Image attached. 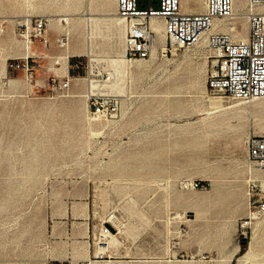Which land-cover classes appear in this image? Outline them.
Returning a JSON list of instances; mask_svg holds the SVG:
<instances>
[{
  "label": "rangeland",
  "instance_id": "1",
  "mask_svg": "<svg viewBox=\"0 0 264 264\" xmlns=\"http://www.w3.org/2000/svg\"><path fill=\"white\" fill-rule=\"evenodd\" d=\"M34 17L48 43L31 44L28 85L6 65L25 52L16 24ZM113 17L115 0H0V264H241L243 241L245 264H264V171L245 145L264 136V97L211 93L205 43L165 53L163 31L147 58L125 59ZM224 21L234 38L247 25ZM99 94L115 117L89 119Z\"/></svg>",
  "mask_w": 264,
  "mask_h": 264
},
{
  "label": "built area",
  "instance_id": "2",
  "mask_svg": "<svg viewBox=\"0 0 264 264\" xmlns=\"http://www.w3.org/2000/svg\"><path fill=\"white\" fill-rule=\"evenodd\" d=\"M234 3L235 0H204L202 10L186 12L181 8V0H115L116 13L125 24L123 57L136 60L149 56L154 40L150 22L153 18L158 19L163 23L165 53L193 47L205 36L206 59L209 62L206 84L209 89L222 90L234 100L248 101L262 97L264 10L253 11L251 7L264 6V0H242L238 9L234 8ZM236 10L244 12L246 16L245 38H234L221 28H212L215 20L230 19ZM16 26L24 42L25 52L11 58L6 70L10 73L20 71L25 83L31 85L35 81V74L31 63L33 53L29 50L35 41L47 45L48 19L34 17L18 22ZM3 31V21L0 20V33ZM56 42L59 47H64L67 37L60 35ZM79 63H75V68L79 67ZM58 86L67 87L68 81L58 83ZM116 108L114 97L92 95L88 98L87 115L91 120L113 118ZM245 145L248 158L264 171V136L249 134ZM257 208L264 210V202H259ZM110 230L107 225L101 226L99 234L105 236Z\"/></svg>",
  "mask_w": 264,
  "mask_h": 264
},
{
  "label": "bare ground",
  "instance_id": "3",
  "mask_svg": "<svg viewBox=\"0 0 264 264\" xmlns=\"http://www.w3.org/2000/svg\"><path fill=\"white\" fill-rule=\"evenodd\" d=\"M185 1L187 2L188 0H185ZM241 2H242V0H235L234 8L238 9ZM203 3H204V0H193V4L194 5H193L192 8H190V10L191 11H195V10L198 11V10L203 9V6H204ZM251 9L253 11H260V10H264V6L251 7ZM243 14H244V16H239L240 13L237 12V10H236L235 13H234V15L231 18L232 19H235L236 17H243V18L246 19L245 13H243ZM60 17L52 16L50 18V21H51L50 24H51L52 27H55L56 28L60 24V20L63 19L65 21H67L70 18L69 15H67L65 17H61V18ZM86 18L87 19L95 20L94 17H92V15H87ZM113 20L117 24L123 23V19L120 16L113 17ZM231 23L232 22H226L224 20H215L213 22V27L212 28L213 29H215V28H221V29H225V30H233L235 28V26H233ZM150 25H151L152 30L154 31V40H153V44H152V48H153L154 47V43L162 42V31H163V34H164V30H163V23L160 20H158V19H154V18L151 19ZM246 33H247V25H246V23H243L242 24V27H241V30L239 32V37L240 38H245L246 37ZM204 41H205V36H202L201 39L195 45H197L200 42H203L204 43ZM125 61L126 60L124 58H119V59H112L110 61V63H111V66L113 68H118V67H122L124 65ZM61 73L64 74V73H66V71L65 70H62ZM210 92L213 93V94H215V95H218V96L224 98V92L222 90H213V89H211ZM262 97H264V96H262ZM262 97L253 98V99L249 100V102L250 101H253V100H256V99H259V98H262ZM228 107H230V106H225V108H228ZM216 111L217 110H214L213 112H216ZM111 236L113 237V234H111ZM114 241H116V240H114ZM111 243H110V245H111ZM108 245H109V241L102 242L101 245H98L97 253H100V252L106 250V248L108 247ZM237 249H238V246L236 247V250ZM254 254H255L254 245H253V243H250L248 245V247L237 256V260H238L239 263H241V264L244 263L245 264L246 261H248V260L251 261L254 258L253 257ZM230 258H232V257H230Z\"/></svg>",
  "mask_w": 264,
  "mask_h": 264
},
{
  "label": "crops",
  "instance_id": "4",
  "mask_svg": "<svg viewBox=\"0 0 264 264\" xmlns=\"http://www.w3.org/2000/svg\"><path fill=\"white\" fill-rule=\"evenodd\" d=\"M76 62H77L76 60H72L70 65H69V67H70L69 72H71L72 74L78 73V71L75 72V63Z\"/></svg>",
  "mask_w": 264,
  "mask_h": 264
},
{
  "label": "trees",
  "instance_id": "5",
  "mask_svg": "<svg viewBox=\"0 0 264 264\" xmlns=\"http://www.w3.org/2000/svg\"><path fill=\"white\" fill-rule=\"evenodd\" d=\"M204 185L206 186L207 183H204ZM245 244H246L245 241H243V242L241 243V245H240V252H243V251L245 250V246H246Z\"/></svg>",
  "mask_w": 264,
  "mask_h": 264
}]
</instances>
